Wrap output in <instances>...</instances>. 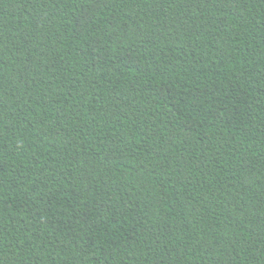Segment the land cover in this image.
I'll return each mask as SVG.
<instances>
[{
	"label": "trees",
	"instance_id": "trees-1",
	"mask_svg": "<svg viewBox=\"0 0 264 264\" xmlns=\"http://www.w3.org/2000/svg\"><path fill=\"white\" fill-rule=\"evenodd\" d=\"M0 264H264V0H0Z\"/></svg>",
	"mask_w": 264,
	"mask_h": 264
}]
</instances>
